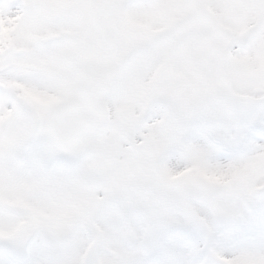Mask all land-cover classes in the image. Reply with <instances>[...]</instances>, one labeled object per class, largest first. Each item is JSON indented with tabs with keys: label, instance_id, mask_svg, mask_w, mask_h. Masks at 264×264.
Masks as SVG:
<instances>
[{
	"label": "snow or ice",
	"instance_id": "6c2138e0",
	"mask_svg": "<svg viewBox=\"0 0 264 264\" xmlns=\"http://www.w3.org/2000/svg\"><path fill=\"white\" fill-rule=\"evenodd\" d=\"M0 264H264V0H0Z\"/></svg>",
	"mask_w": 264,
	"mask_h": 264
}]
</instances>
